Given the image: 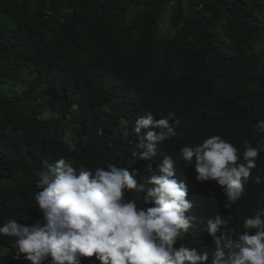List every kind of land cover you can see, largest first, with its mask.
<instances>
[{
  "label": "trees",
  "instance_id": "1",
  "mask_svg": "<svg viewBox=\"0 0 264 264\" xmlns=\"http://www.w3.org/2000/svg\"><path fill=\"white\" fill-rule=\"evenodd\" d=\"M52 107L55 116L43 115ZM148 112L180 120L177 136L158 143L151 172L139 160L143 131L132 130ZM260 120L264 0H0V226H43L35 195L45 160L65 157L92 171L114 164L146 184L168 156L197 217L174 247L207 251L211 264L206 220L220 214L228 221L222 231L239 235L244 219L264 208V151L241 198L226 207L222 187L198 182L180 149L220 135L242 157L245 141L264 145ZM13 245L0 235V264H31Z\"/></svg>",
  "mask_w": 264,
  "mask_h": 264
},
{
  "label": "clouds",
  "instance_id": "2",
  "mask_svg": "<svg viewBox=\"0 0 264 264\" xmlns=\"http://www.w3.org/2000/svg\"><path fill=\"white\" fill-rule=\"evenodd\" d=\"M179 123L172 113L156 119L148 112L135 120L132 130L143 131L139 160L148 161L149 172L158 143L177 136ZM257 129L264 131V120L257 122ZM244 149L241 157L233 144L215 135L182 147L179 159L195 165L198 182L216 181L230 207L243 195L264 145L253 147L245 141ZM156 172L145 184L135 178V170L114 164L92 171L78 170L65 157L55 163L45 160L37 181L41 190L35 195L43 226L7 219L0 235L13 237L17 255L31 264L49 258L51 264H80L81 258L93 256L100 264H207V251L183 244L174 247L197 217L191 214L194 205L187 199L186 183L176 178L173 159L166 156L156 163ZM126 193L135 198L126 199ZM227 225L220 214L206 220L203 231L215 245L211 264H264V208L244 219L242 234L223 232Z\"/></svg>",
  "mask_w": 264,
  "mask_h": 264
},
{
  "label": "rangeland",
  "instance_id": "3",
  "mask_svg": "<svg viewBox=\"0 0 264 264\" xmlns=\"http://www.w3.org/2000/svg\"><path fill=\"white\" fill-rule=\"evenodd\" d=\"M168 14H167V12H165L162 15V17H161V19H162V27L164 29H166V30L169 28ZM56 114H57V109L55 107H52V108H48L43 115H46V116H55ZM137 177H139V174L138 173H137V175H136L135 178H137Z\"/></svg>",
  "mask_w": 264,
  "mask_h": 264
}]
</instances>
